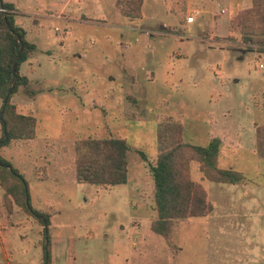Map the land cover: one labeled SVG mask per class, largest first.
<instances>
[{
    "label": "rangeland",
    "instance_id": "rangeland-1",
    "mask_svg": "<svg viewBox=\"0 0 264 264\" xmlns=\"http://www.w3.org/2000/svg\"><path fill=\"white\" fill-rule=\"evenodd\" d=\"M14 1L23 11L41 8V0ZM115 1L73 0L69 21L25 18L39 51L29 84L12 101L36 116L37 137L12 140L0 152L23 173L32 205L50 215L52 264H264V164L255 151L256 124H264V49H242L240 34L230 31L251 0H144L143 16L133 20ZM122 26L132 27L124 37ZM166 116L185 124L187 141L220 137V166L245 174L243 182L219 183L193 162L191 176L214 210L176 221L173 246L150 228V163ZM89 135L127 139V183L77 182L74 143ZM37 165L48 180L35 177ZM3 193L0 185V264H40L43 225L19 207L9 214Z\"/></svg>",
    "mask_w": 264,
    "mask_h": 264
},
{
    "label": "trees",
    "instance_id": "trees-1",
    "mask_svg": "<svg viewBox=\"0 0 264 264\" xmlns=\"http://www.w3.org/2000/svg\"><path fill=\"white\" fill-rule=\"evenodd\" d=\"M143 4L144 0L115 1L120 13L133 19L143 16ZM19 15L23 14L17 11L14 3L0 0V98L1 109L4 110L0 116V150L12 140L32 141L37 137L36 116L33 113H21L12 101L19 86H27L30 82L28 76L21 74L20 67L37 49L36 44L27 39L25 29L17 25L16 18ZM230 31L240 34L239 42L244 47L242 49H264V0H251L250 6L239 9L230 21ZM228 39L235 41V36L230 35ZM21 45L23 49L19 54ZM15 61L17 73L13 77L12 67ZM13 83L14 88L10 92ZM256 125L255 151L264 164V124ZM184 133L185 124L182 121L171 116L164 117L157 130V159L155 163H150L155 203V215L151 219L150 228L162 235L169 246L175 245L176 221L206 217L214 210L205 186L191 176L193 162L199 164L204 177L211 181L238 183L245 180L242 171L220 166V137H212L207 144L202 145L185 140ZM74 148L75 175L78 183L110 188L128 182L131 146L126 138L80 136L75 140ZM143 158L147 157L143 154ZM34 174L39 180H48L50 177L47 168L40 165L35 167ZM0 184L4 189L2 202L9 214L19 206L28 214L34 215L43 225L46 243L41 264H52L50 215L32 205L23 173L1 152Z\"/></svg>",
    "mask_w": 264,
    "mask_h": 264
},
{
    "label": "crops",
    "instance_id": "crops-1",
    "mask_svg": "<svg viewBox=\"0 0 264 264\" xmlns=\"http://www.w3.org/2000/svg\"><path fill=\"white\" fill-rule=\"evenodd\" d=\"M7 2H11V3H14L16 8H17V11L20 12L21 14L23 15H19L17 16L16 18V23L17 25L21 26L22 28L25 29L26 31V37L29 41L31 42H34L37 46V49L36 51L34 52L33 56L30 57L27 61H25L21 67H20V72L21 74L23 75H26L28 76V72L30 70H32V64H33V61L35 59V57H37V53L39 51V47H38V44H37V40H40L39 37L37 36H33L31 35V29H29V27H25V18L29 15H31L30 17H34L35 20H39V18H42V17H48V18H56V19H60V20H71L72 19V15H73V12L70 11V7H71V2L73 0H41L40 4H41V8L40 9H34V10H29V11H23L21 10L18 5L16 4V2L14 0H5ZM144 5V4H143ZM118 9V8H117ZM84 16V15H82ZM123 16V15H122ZM126 17V16H125ZM129 18V17H128ZM133 20V18H130ZM195 21H196V18H195ZM194 21V22H195ZM41 22V21H40ZM193 22V23H194ZM42 25V24H41ZM132 28V27H131ZM131 28H128L127 26H122L121 27V30H120V37H124L125 36V33H127V31H129ZM124 29V30H123ZM126 29V30H125ZM67 33V32H66ZM65 33V34H66ZM153 36V34L151 35ZM138 38H136L137 40ZM29 78V76H28ZM30 79V78H29ZM1 130H2V125H1ZM6 156V155H5ZM11 161V160H10ZM1 185V184H0ZM2 187V186H1ZM3 189V188H2ZM4 191V189H3ZM2 196V199L4 197V193L1 194ZM1 201V200H0ZM16 207H19V206H16ZM21 208V207H19ZM1 229V227H0ZM52 254H53V251H52ZM43 258V257H42ZM52 258L53 255H52ZM70 261V260H69ZM42 262V261H41ZM53 263V262H52ZM41 264V263H40Z\"/></svg>",
    "mask_w": 264,
    "mask_h": 264
},
{
    "label": "water",
    "instance_id": "water-1",
    "mask_svg": "<svg viewBox=\"0 0 264 264\" xmlns=\"http://www.w3.org/2000/svg\"><path fill=\"white\" fill-rule=\"evenodd\" d=\"M7 24H8V26H10L9 23H7ZM13 33L16 34L15 31H13ZM18 38H19V40H21V37L19 35H18ZM22 49H23V45H21L19 54L21 53ZM12 71H13V77H15V75L17 73L16 61L13 63ZM13 88H14V83H13V85L10 88V92H12ZM6 101H7V99L4 102H6ZM3 111H4L3 109L0 111V116H2ZM4 131H5V139L7 140L8 139V135L6 133V125H4Z\"/></svg>",
    "mask_w": 264,
    "mask_h": 264
},
{
    "label": "built area",
    "instance_id": "built-area-1",
    "mask_svg": "<svg viewBox=\"0 0 264 264\" xmlns=\"http://www.w3.org/2000/svg\"><path fill=\"white\" fill-rule=\"evenodd\" d=\"M225 10H224V8L221 10V13H223ZM187 21L189 22V23H193L194 21H195V15L194 14H191V15H189L188 17H187ZM56 30H59V28L57 27L56 28ZM261 66H263V65H261Z\"/></svg>",
    "mask_w": 264,
    "mask_h": 264
}]
</instances>
